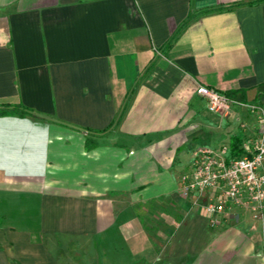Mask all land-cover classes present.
I'll list each match as a JSON object with an SVG mask.
<instances>
[{
  "label": "crops",
  "instance_id": "1",
  "mask_svg": "<svg viewBox=\"0 0 264 264\" xmlns=\"http://www.w3.org/2000/svg\"><path fill=\"white\" fill-rule=\"evenodd\" d=\"M257 1L0 0V107L29 111L0 116V264H264V203L180 195L197 149L257 136Z\"/></svg>",
  "mask_w": 264,
  "mask_h": 264
},
{
  "label": "built area",
  "instance_id": "2",
  "mask_svg": "<svg viewBox=\"0 0 264 264\" xmlns=\"http://www.w3.org/2000/svg\"><path fill=\"white\" fill-rule=\"evenodd\" d=\"M196 94L206 101L209 112L226 117L233 100L214 89L198 85ZM258 123V133L241 146L236 158H226L225 150L199 148L194 153L191 171L181 177L180 195L217 190L219 196L210 200L205 211L210 215L224 214L228 206L262 215L264 203V110L257 104L246 106Z\"/></svg>",
  "mask_w": 264,
  "mask_h": 264
},
{
  "label": "trees",
  "instance_id": "3",
  "mask_svg": "<svg viewBox=\"0 0 264 264\" xmlns=\"http://www.w3.org/2000/svg\"><path fill=\"white\" fill-rule=\"evenodd\" d=\"M262 2V0H260L259 2H254V3H250L248 5H254L256 3H260ZM226 96L231 98V93H227L225 94ZM29 111H27V109L25 107H23L22 105H15V106H1L0 107V116H18V117H24L25 115H27ZM233 148H236V143L233 144Z\"/></svg>",
  "mask_w": 264,
  "mask_h": 264
},
{
  "label": "rangeland",
  "instance_id": "4",
  "mask_svg": "<svg viewBox=\"0 0 264 264\" xmlns=\"http://www.w3.org/2000/svg\"><path fill=\"white\" fill-rule=\"evenodd\" d=\"M249 114H250V113H249ZM250 116H251L252 120H253L254 123H255V124L253 125V126H254V129H255L256 132H258V123H257V121H256V119H255V117H254L253 115L250 114ZM256 135H257V134H256Z\"/></svg>",
  "mask_w": 264,
  "mask_h": 264
}]
</instances>
